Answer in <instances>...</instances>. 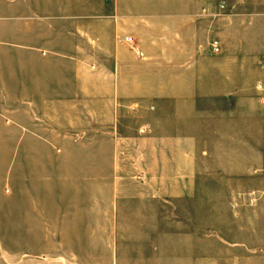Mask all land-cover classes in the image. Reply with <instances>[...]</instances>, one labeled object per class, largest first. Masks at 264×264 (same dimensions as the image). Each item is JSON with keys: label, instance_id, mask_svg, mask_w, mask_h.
Returning a JSON list of instances; mask_svg holds the SVG:
<instances>
[{"label": "rangeland", "instance_id": "374dc122", "mask_svg": "<svg viewBox=\"0 0 264 264\" xmlns=\"http://www.w3.org/2000/svg\"><path fill=\"white\" fill-rule=\"evenodd\" d=\"M120 1L0 0V46L3 41L15 42L11 49L0 47V62L10 52L14 57L22 53L28 59L30 81L43 79L51 93L43 105L30 107L38 112L39 121L75 135L77 128L66 131L64 126L77 119L84 122V110H92L87 115L96 126L94 142L89 145L48 142L53 140L49 125L39 133L42 143L21 145V130H10L19 120L0 116V264H238L237 251L229 253L217 238L229 232L227 202L251 191L254 201L261 199L259 210L264 211V109H260L264 97V0L205 1L223 15H241L236 18L240 20L236 30L230 31L240 51L238 56L221 54L222 50L213 53L211 43L219 40L211 37L213 31L207 26L205 42L210 43V53L227 59L229 65L214 80L211 71H206L200 88L209 93L218 85L238 92L252 87V122L238 121L235 131L237 137L246 136L252 143L239 145L233 156L228 153L229 139L220 137L225 131L214 134L220 120L212 114L214 106L232 108L242 104L241 97L204 95L195 104L212 122L208 126L185 122L182 131L174 130L197 142L189 147L194 151L188 154L189 161L182 154L185 146L152 144L151 129L143 127L146 120L141 113H118V107L128 109L127 105L115 95L105 96L107 80L112 79L105 80L101 72L106 77L113 72L114 50L121 38L115 15ZM140 3L151 5L152 1ZM173 7H180V2L175 0ZM249 46L250 57L245 55ZM40 58L44 65L36 64ZM64 69L75 77V93L52 96L58 87L52 83L59 79L55 73L67 75ZM228 72L233 74L231 80L223 78ZM161 84L156 82V87ZM60 98L70 99L75 107L53 122L51 113L60 112L53 102ZM140 101L144 107L148 105L146 100ZM154 101L151 107L162 110L158 119H165L167 108L171 113L175 110L173 102ZM32 116L30 113L29 118ZM139 122L142 138L134 147L136 136L132 135ZM117 135L125 137L118 146L113 140ZM104 138L109 143H101ZM116 150H121V159H113ZM90 153L92 160H84ZM25 194L26 200L22 199ZM256 223L258 230L251 234V243L262 247L263 213ZM232 236L237 242L233 226Z\"/></svg>", "mask_w": 264, "mask_h": 264}, {"label": "crops", "instance_id": "0c3cea01", "mask_svg": "<svg viewBox=\"0 0 264 264\" xmlns=\"http://www.w3.org/2000/svg\"><path fill=\"white\" fill-rule=\"evenodd\" d=\"M151 1V5H142L140 3L142 0H121L117 4L115 13L116 28L117 34L121 38L114 50L115 63L113 72H108V74H111L108 77L105 76L106 73L104 74V71L101 72L105 80L106 78L113 80H111L113 83L111 81L109 83L107 80V87L104 90L105 96L115 95L117 100H119V97L127 105L128 109H124L122 106L118 107V113L125 114L126 111L130 113V110L132 114L134 112L141 113V116L146 120L142 124L144 125L143 127L151 129L153 136L149 139L152 144L164 145L166 148L174 144L185 146L186 149L182 150V154L185 155L186 161L192 159L188 154L194 152L189 147L196 146L197 142L196 140L194 141L193 137L183 134L179 135L174 130L180 129L182 131L185 122L197 121V123L199 122L206 126L212 122V120H207L206 111L201 110L198 104H195L198 98L204 95L215 99L241 97L242 104L236 103L237 105L232 108L229 106L228 109L214 106L212 112V114H217L220 119L218 123H215L219 127L214 131V134L218 132L220 134L224 130L225 133H221L220 137L229 139L230 148L228 153L233 156L236 155V148L239 145L242 143L251 145L252 143L246 136L237 137L235 132L238 121L244 123L252 122L254 111L252 87H247L243 92H238L234 88L229 89L218 85L217 88H212V90H208L209 93H206L205 89L200 88L202 87L200 81L209 71L213 75V80L217 79L222 68H225V66L227 68L229 65L228 61H226L227 59L224 60L222 56H215L210 53V43L205 42V28L207 26V28L211 27L210 29L213 31L211 37L218 39L221 43V54L224 51L226 55L238 56L240 46L234 45V39L231 40L232 32L230 31L236 30L240 23V20L236 18L241 17V15H223L218 8L214 9L212 3L205 5L206 0H177V2H180V7H173L175 0ZM167 1L169 4L165 3ZM248 23L251 24L250 21ZM232 34L235 36L234 33ZM126 37H130L132 42L127 43L124 40ZM1 44L3 46L0 47L7 50L11 49L15 42L7 40ZM251 54L252 49L249 46L245 55L250 57ZM44 61V58H40V61L38 60L36 64L44 65ZM28 65V59L23 57L22 53H20V56L14 57L13 53L10 52L0 62V116H8L9 121L12 120V122L19 120L18 124L12 123L10 130H21L19 135L21 145H28L32 142L36 144L42 143L39 133H42L41 129L47 128L49 125L43 126L44 124L39 121V116H37L38 112H35L30 107L43 105L48 100L46 97L51 95V93L47 92L43 79H36L37 81L31 79L30 81ZM206 66H209V70H207ZM14 67L18 68L17 72H14ZM63 71L67 75H64V73L61 75V71L55 73L59 79L52 83L58 87L54 89L52 96L68 97L75 93L72 90L75 85V83L73 84L74 75L70 71L67 72L66 69ZM61 77H66V83ZM223 78L231 80L233 74L228 72ZM156 82L162 84L156 87ZM70 86L73 87L69 88ZM64 89H66V92ZM101 94L103 95L104 93L101 91ZM89 95H92V89H90ZM142 99L147 101V106L144 107L141 104L140 100ZM155 99L161 100L159 102L175 103V110L172 113L168 108L164 111V120L160 117L158 119V116L162 113L160 107H151V102H155ZM261 99L263 103L260 104V109L263 111L264 97ZM72 102H74V99H72ZM53 103L57 105L60 111L51 113L52 118H50L53 122L58 120V115L60 117L62 115L66 116L69 109L75 107L71 105L70 99L60 98L54 100ZM64 108H67V110H62ZM73 112L76 114L77 109ZM30 113L33 114L34 118L35 116L37 118L35 120L33 116L29 118ZM173 113L175 116H173ZM83 114L84 122H80V119H77L69 123V126H64L66 131L77 128L79 133L75 135L72 133H61V127L56 128L55 124L49 125L53 140H48V142L92 144L94 142L93 130L96 128L93 125L92 116H88L89 114L92 115V110H84ZM241 114L244 115L243 119ZM201 119L206 121L202 123ZM180 122H182L181 127H178L177 123L180 124ZM140 125L141 122L137 124V132H133L132 136H136V141H132L133 146L140 144L142 138L140 137ZM101 129H104V127H101ZM115 138L113 140L116 146L124 143V136L117 135ZM238 138H241L240 141ZM101 143H109V141L107 142L106 138H104ZM134 147L132 151H136ZM202 153L205 154L206 151L203 150ZM113 154L114 160L121 159L118 157V155L122 154L121 150H116ZM139 154L140 151L137 150V155ZM248 155H251V153L248 152ZM83 159L92 160L91 153L85 154ZM246 170L245 173H247ZM232 174L235 175L237 173L233 172ZM26 192L29 193L28 188ZM26 192L24 191L23 193ZM26 198L27 194L22 199L26 200ZM31 198L33 199V197ZM260 200L258 202L254 201L253 193L249 191L242 193L235 200L227 202L229 216L226 219L228 220L229 232L221 233L217 238L218 241L228 247V252L237 251L236 256L240 260L238 264H261L262 260V264H264V245L262 247H254L251 243V234L258 230L256 218L262 213L264 215V211L261 212L259 210L262 206ZM232 226L236 228L238 233L237 242L234 241L232 236Z\"/></svg>", "mask_w": 264, "mask_h": 264}, {"label": "built area", "instance_id": "2783aa9c", "mask_svg": "<svg viewBox=\"0 0 264 264\" xmlns=\"http://www.w3.org/2000/svg\"><path fill=\"white\" fill-rule=\"evenodd\" d=\"M125 41L127 43H131L132 42L131 38H126ZM211 49H212L213 53L219 54L221 52V44H220V42L217 41V40L212 41Z\"/></svg>", "mask_w": 264, "mask_h": 264}]
</instances>
